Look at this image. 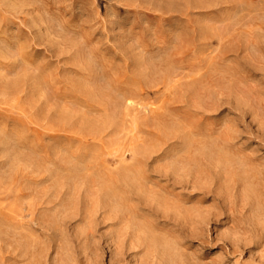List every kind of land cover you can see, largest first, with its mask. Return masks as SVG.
<instances>
[{"label":"rangeland","instance_id":"374dc122","mask_svg":"<svg viewBox=\"0 0 264 264\" xmlns=\"http://www.w3.org/2000/svg\"><path fill=\"white\" fill-rule=\"evenodd\" d=\"M0 264H264V0H0Z\"/></svg>","mask_w":264,"mask_h":264},{"label":"bare ground","instance_id":"6f19581e","mask_svg":"<svg viewBox=\"0 0 264 264\" xmlns=\"http://www.w3.org/2000/svg\"><path fill=\"white\" fill-rule=\"evenodd\" d=\"M178 71V70H177ZM180 71V70H179ZM124 101V100H123ZM124 114V113H123ZM138 116V115H137ZM141 121V120H140ZM29 203V202H28ZM97 203V202H96ZM20 205V204H19Z\"/></svg>","mask_w":264,"mask_h":264}]
</instances>
